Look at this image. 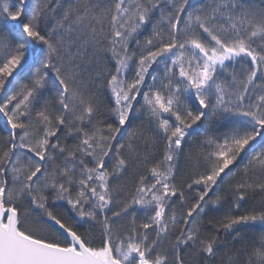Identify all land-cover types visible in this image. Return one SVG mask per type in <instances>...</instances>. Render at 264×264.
<instances>
[{
    "label": "snow or ice",
    "instance_id": "snow-or-ice-1",
    "mask_svg": "<svg viewBox=\"0 0 264 264\" xmlns=\"http://www.w3.org/2000/svg\"><path fill=\"white\" fill-rule=\"evenodd\" d=\"M0 264H264V0H0Z\"/></svg>",
    "mask_w": 264,
    "mask_h": 264
}]
</instances>
